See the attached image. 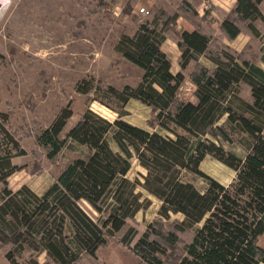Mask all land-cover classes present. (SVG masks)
<instances>
[{
    "label": "trees",
    "instance_id": "trees-1",
    "mask_svg": "<svg viewBox=\"0 0 264 264\" xmlns=\"http://www.w3.org/2000/svg\"><path fill=\"white\" fill-rule=\"evenodd\" d=\"M136 1L125 0L120 13L135 20ZM180 1L172 10L168 0H155L150 18L115 42L117 55L143 71L135 86L95 87L81 80L76 87L101 92L105 102L139 100L154 112L153 129L109 121L89 108L67 127L73 110L66 104L35 134V146L50 160L69 143L86 152L74 153L38 194L26 184L16 190L8 185L20 168L13 159L28 151L5 127L9 112H0V249L9 264H82L96 260L97 250L116 237L140 264H264L258 243L264 232V68L229 49H211L212 35L196 22L177 32L178 17L196 16L189 0ZM262 2L235 0L219 23L221 33L230 40L244 30L257 34L255 23L264 24ZM96 6L111 15L107 0ZM167 31H175L180 51L175 73L162 49ZM187 77L195 102L179 96ZM235 134L249 137L243 157L220 143L237 142ZM207 155L233 169L228 184L200 168ZM132 160L146 171L142 181L126 176ZM190 174L205 185L197 188ZM138 187L160 203L141 234L128 222L150 205Z\"/></svg>",
    "mask_w": 264,
    "mask_h": 264
},
{
    "label": "rangeland",
    "instance_id": "rangeland-1",
    "mask_svg": "<svg viewBox=\"0 0 264 264\" xmlns=\"http://www.w3.org/2000/svg\"><path fill=\"white\" fill-rule=\"evenodd\" d=\"M107 2V10H112L109 16L104 15L103 10L95 11L96 0H0V54L3 55L0 64V112H9L5 127L15 133L28 151L26 155L14 158V163L20 168L8 178L11 189L26 184L36 192H43L74 153L86 152L82 146L69 143L56 159L50 160L42 149L35 146V134L47 127L68 103L72 106L73 115L67 127L86 108L109 121L121 118L149 130L155 127L154 112L139 100L130 99L122 105L114 101L105 102L98 91L80 93L76 90L81 80H91L95 87L111 85L121 89L125 85L135 86L141 79L143 71L117 55L115 42L122 32L132 33L139 20L150 18L149 11L155 0L137 6L135 3L132 13L135 20L131 15L120 13L125 0ZM189 2L193 4L196 16H191V19L186 15L185 18L178 17L174 24L177 32L193 28V22H196L212 35L211 49H229L264 68L263 22L255 23L257 34L244 30L230 40L221 33L219 23L233 5L224 13L214 0ZM168 3L172 10H178L182 5L180 0H168ZM227 4L230 5V1ZM141 7L144 12L140 11ZM259 10L264 16V2L259 5ZM173 33L167 31V42L163 47L169 53L172 71L177 72L180 71V51ZM202 60L205 61L204 57ZM190 68L184 73L187 74ZM187 81L188 77L180 87L179 96L195 102L193 94L186 90ZM243 95L246 96L247 91ZM235 138L237 142L220 143L226 151L243 157L249 137L235 134ZM108 140L112 149L117 150L110 135ZM32 151L38 154L34 155ZM200 168L223 184H228L235 175L233 169L210 155L204 158ZM145 172L136 160H132L126 176L142 181ZM187 178L197 188L205 185L204 178L198 175L190 174ZM137 191L150 200L147 208L139 210L133 219L128 220L141 234L157 218L160 203L142 188L138 187ZM258 243L264 246V232ZM96 257V260H83L82 264H140L117 237L101 246ZM42 259V256L38 257L39 261ZM4 260L0 249V264H6Z\"/></svg>",
    "mask_w": 264,
    "mask_h": 264
},
{
    "label": "crops",
    "instance_id": "crops-1",
    "mask_svg": "<svg viewBox=\"0 0 264 264\" xmlns=\"http://www.w3.org/2000/svg\"><path fill=\"white\" fill-rule=\"evenodd\" d=\"M150 1H153V0H138L137 1V3H136V6L138 5V4H142V3H144V4H148V2H150ZM228 1H230V5H228L227 4V2ZM214 2H216V3H218V5L220 6V11L221 12H224V13H226L230 8H231V6L233 5V3L235 2V0H214ZM184 29H187V30H191V29H193V28H184ZM167 42V39H165V41L163 42V44H162V49H163V51L164 52H166L167 53V55H169V53H168V51L167 50H165L164 49V47H163V45H165V43ZM171 71H172V66H171ZM173 72V71H172ZM173 73H175V72H173ZM13 161H14V159H13ZM51 183V182H50ZM20 187V186H19ZM18 187V188H19ZM48 187V186H47ZM46 187V188H47ZM18 188H16V189H18ZM31 188V187H30ZM45 188V189H46ZM16 189H12V190H16ZM32 189V188H31ZM44 189V190H45ZM34 192H36L34 189H32ZM43 190V191H44ZM36 193H38V194H40L41 192H36ZM6 260V259H5ZM4 260V261H5ZM6 263V262H5ZM8 263V262H7ZM6 263V264H7ZM9 264V263H8Z\"/></svg>",
    "mask_w": 264,
    "mask_h": 264
},
{
    "label": "built area",
    "instance_id": "built-area-1",
    "mask_svg": "<svg viewBox=\"0 0 264 264\" xmlns=\"http://www.w3.org/2000/svg\"><path fill=\"white\" fill-rule=\"evenodd\" d=\"M140 11L144 12V8L141 7ZM145 13H148V11H145ZM186 83H185V85H188V86H186V90H188V91H190V93H192L191 89L193 90V88H194L193 84L190 81H187Z\"/></svg>",
    "mask_w": 264,
    "mask_h": 264
}]
</instances>
